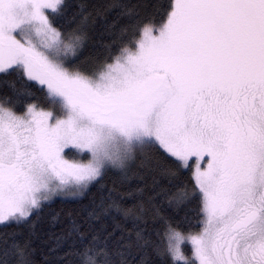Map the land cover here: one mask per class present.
<instances>
[{
    "label": "snow or ice",
    "instance_id": "6c2138e0",
    "mask_svg": "<svg viewBox=\"0 0 264 264\" xmlns=\"http://www.w3.org/2000/svg\"><path fill=\"white\" fill-rule=\"evenodd\" d=\"M0 264H264V0H0Z\"/></svg>",
    "mask_w": 264,
    "mask_h": 264
}]
</instances>
